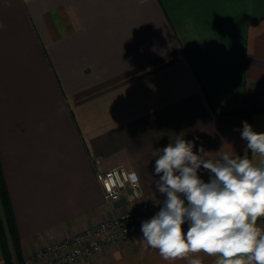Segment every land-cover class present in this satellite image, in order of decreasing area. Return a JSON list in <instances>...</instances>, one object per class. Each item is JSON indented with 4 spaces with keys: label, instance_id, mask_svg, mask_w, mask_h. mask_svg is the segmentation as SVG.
Masks as SVG:
<instances>
[{
    "label": "crops",
    "instance_id": "obj_1",
    "mask_svg": "<svg viewBox=\"0 0 264 264\" xmlns=\"http://www.w3.org/2000/svg\"><path fill=\"white\" fill-rule=\"evenodd\" d=\"M244 121L264 132V0H0V159L27 264L129 209L98 170L136 171L144 200L163 196L153 153L176 135L199 137L207 159L258 162ZM141 237L73 264L218 259L165 261Z\"/></svg>",
    "mask_w": 264,
    "mask_h": 264
},
{
    "label": "clouds",
    "instance_id": "obj_2",
    "mask_svg": "<svg viewBox=\"0 0 264 264\" xmlns=\"http://www.w3.org/2000/svg\"><path fill=\"white\" fill-rule=\"evenodd\" d=\"M241 138L245 152L258 156V162L221 150L207 159L202 144L193 150L199 137L186 140L183 133L155 149V185L166 198L142 222L141 244L169 262L203 253L218 257L216 264H264V229L257 223L264 218V132L244 121ZM201 168L210 174L208 182L199 175ZM127 180L137 186L140 176L132 171Z\"/></svg>",
    "mask_w": 264,
    "mask_h": 264
},
{
    "label": "built area",
    "instance_id": "obj_3",
    "mask_svg": "<svg viewBox=\"0 0 264 264\" xmlns=\"http://www.w3.org/2000/svg\"><path fill=\"white\" fill-rule=\"evenodd\" d=\"M129 172L132 171L121 166L97 171V181L104 190L106 200L111 202L121 195L126 196L130 204L127 211L38 249L28 258L31 264H73L101 251L108 244L140 232L142 222L160 210V202L166 197L163 195L144 201L141 180L139 185L133 186L127 180Z\"/></svg>",
    "mask_w": 264,
    "mask_h": 264
},
{
    "label": "trees",
    "instance_id": "obj_4",
    "mask_svg": "<svg viewBox=\"0 0 264 264\" xmlns=\"http://www.w3.org/2000/svg\"><path fill=\"white\" fill-rule=\"evenodd\" d=\"M0 159V248L5 264H27Z\"/></svg>",
    "mask_w": 264,
    "mask_h": 264
},
{
    "label": "rangeland",
    "instance_id": "obj_5",
    "mask_svg": "<svg viewBox=\"0 0 264 264\" xmlns=\"http://www.w3.org/2000/svg\"><path fill=\"white\" fill-rule=\"evenodd\" d=\"M145 201V200H144ZM29 262V264H31V262L30 261H28Z\"/></svg>",
    "mask_w": 264,
    "mask_h": 264
}]
</instances>
